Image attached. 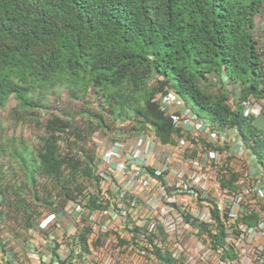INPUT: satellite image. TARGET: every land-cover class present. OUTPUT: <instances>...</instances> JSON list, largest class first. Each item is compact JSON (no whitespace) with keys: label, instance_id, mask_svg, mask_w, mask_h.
<instances>
[{"label":"trees","instance_id":"1","mask_svg":"<svg viewBox=\"0 0 264 264\" xmlns=\"http://www.w3.org/2000/svg\"><path fill=\"white\" fill-rule=\"evenodd\" d=\"M263 10L264 0H0V106L14 97L29 115L48 113L38 147L22 144L12 151L32 199L6 203L8 212L22 211L28 228H35L75 203L81 219L69 245L86 259L106 238L90 240L88 212L108 209L117 198L91 137L119 135L120 124L129 135L152 131L159 143L174 144L182 136V113L162 111L158 100L169 94L191 114V103L206 111L208 117L195 115L213 131L237 130L264 168L258 152L264 141V26L256 35ZM230 83L238 89L231 92ZM63 90L80 102L78 110L52 111L47 97ZM248 103L263 110L247 112ZM232 176L222 184L236 189ZM12 193L20 196L14 186L0 187L5 198ZM183 216L203 244L214 251L225 247L227 229L215 210L217 234L210 224ZM258 220L254 213L241 218L249 225ZM146 229L161 264H187L156 244L166 242L161 226ZM127 230L139 247L142 229ZM221 258L235 254L224 249Z\"/></svg>","mask_w":264,"mask_h":264},{"label":"built area","instance_id":"2","mask_svg":"<svg viewBox=\"0 0 264 264\" xmlns=\"http://www.w3.org/2000/svg\"><path fill=\"white\" fill-rule=\"evenodd\" d=\"M158 100L162 111L173 113L178 109L179 103L173 94L158 97ZM246 108L247 112H261L259 105L254 107L248 103ZM177 123L182 136L176 138L174 144H161L152 131H145L134 135L133 143L129 139H117L100 146V157L106 166V185L113 187L117 198L108 209L90 210L86 219L93 229L90 240L105 235L104 245L91 247L92 254L85 259L79 256L81 249L73 252L66 244L55 251L54 238H43V242L49 244L47 264H104L97 260L95 251L114 242L115 253L105 264H116V255L127 251L152 264H161L145 237L146 227L148 233H152L159 226L163 228L166 242L155 240L156 244L164 250L170 249L177 258L184 257L188 264L189 258L182 249L181 225L183 229L191 228L189 233L202 246L211 247L203 244L204 237H199L198 230L184 222L183 215L210 224L212 232L217 234L213 210L227 229L225 247L213 250L217 264H264V168L246 148L237 130L213 131L209 121L188 111L177 117ZM233 174L237 175L236 189L222 184V179L231 180ZM126 202L131 203V207H127ZM76 209L81 213L79 206ZM252 213L258 215L257 223L249 225L241 221ZM110 224L116 225L115 230L109 229ZM133 226L142 229L138 233L139 247L132 242L133 232L127 230ZM77 231L76 227L68 233L69 238H74ZM118 238L125 241L122 246ZM224 249L232 251L235 258L222 259ZM35 260L31 264H45L43 259Z\"/></svg>","mask_w":264,"mask_h":264},{"label":"rangeland","instance_id":"3","mask_svg":"<svg viewBox=\"0 0 264 264\" xmlns=\"http://www.w3.org/2000/svg\"><path fill=\"white\" fill-rule=\"evenodd\" d=\"M264 26V10L257 15V33L259 37V31ZM229 89L231 92L238 89L237 85L229 84ZM47 103L54 108L52 111H62L67 112L70 110H78V107L81 105L80 102H74L68 96L66 90L61 91L57 95H49L47 97ZM264 100H262V105ZM193 108L195 114L201 116L202 118L208 117L206 111H204L200 106L195 103L190 104ZM182 115L186 114V110L182 107L178 108ZM263 109H261L262 111ZM255 111H258V108H255ZM264 112V111H263ZM264 113H261V115ZM48 113L45 110H39L33 115H29L28 112L21 109L19 103L11 97L5 106H0V187L6 188L7 186H14L17 191H19L20 196H16L13 193L8 194V197L5 198L4 195L0 194V205L4 202L10 204V202H15L18 198L24 202H27L32 199L31 190L26 183L25 176L17 165L15 158L13 156V149L21 146L22 144L27 145L32 149H36L39 145V137L43 134L41 129L43 120L47 117ZM264 122V118L260 119ZM125 126V127H124ZM118 125V128H121L122 132L119 135H116L114 132L105 134L103 132L95 133L91 138L90 145L94 146L97 150L100 151L101 145L105 142L110 143L113 140L123 139L127 140L130 143L135 142L134 135H129L125 129L126 125ZM264 130V124L260 126ZM119 137V138H118ZM258 152L261 155V159L264 164V141H260L258 146ZM194 156V155H193ZM237 162V161H236ZM105 168L101 165V169ZM77 206L75 203H71L67 206L66 212L61 214L55 224L51 225L52 227L45 228L46 232L52 233V237L55 239V245L57 247L61 245H66L71 242L72 239L69 238L68 233H72L76 229V224L80 222V213L77 212ZM13 210V209H12ZM49 213V212H47ZM47 215V214H46ZM50 216V215H47ZM4 225V228L10 234L11 242L15 241V246L20 247L18 242L21 245L31 240L33 237L30 235V230L32 227L28 228V225L25 222L24 214L20 212H6L4 211L3 219H1ZM116 225L110 224V230H115ZM44 229V230H45ZM188 231V232H186ZM182 232V249H184V255L189 258L188 264H217V254L209 247L206 248L202 246L189 232L191 228L183 229L181 225ZM46 239V238H45ZM107 243L106 248L102 250L95 251L97 260L100 263L109 261L110 255L114 250V245ZM178 251L179 248H176ZM105 261V262H104ZM122 261V262H119ZM116 264H152L150 261H147L143 257L135 254L133 251L119 252L116 255Z\"/></svg>","mask_w":264,"mask_h":264},{"label":"crops","instance_id":"4","mask_svg":"<svg viewBox=\"0 0 264 264\" xmlns=\"http://www.w3.org/2000/svg\"><path fill=\"white\" fill-rule=\"evenodd\" d=\"M262 123L264 124V122ZM103 166L106 167L105 164ZM4 211H8L6 203L0 205V223H3L1 219H3ZM57 219V217L49 216L40 220L39 225L29 232L33 238L27 241L24 246L18 242L20 247H13L15 241L11 242L10 234L5 230L4 225L0 224V264H31V261L36 262L35 259H43L47 264L46 262L50 260V253L47 251L49 244L43 242L45 240L43 238L46 236L43 235L42 230L52 227L51 225L55 224ZM45 230L47 231V229ZM52 235L50 233V237Z\"/></svg>","mask_w":264,"mask_h":264}]
</instances>
